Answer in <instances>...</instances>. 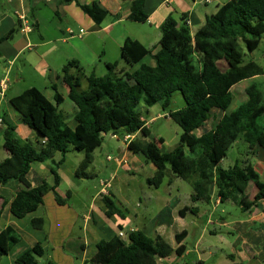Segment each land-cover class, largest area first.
Returning a JSON list of instances; mask_svg holds the SVG:
<instances>
[{"label": "trees", "instance_id": "obj_1", "mask_svg": "<svg viewBox=\"0 0 264 264\" xmlns=\"http://www.w3.org/2000/svg\"><path fill=\"white\" fill-rule=\"evenodd\" d=\"M130 2L129 19L136 23L147 22L146 0H122ZM75 2L96 24L101 25L107 11L97 2L81 5L77 0H62L63 4ZM13 32L6 35L8 40ZM264 38V0H231L221 5L217 12L208 17L194 34L185 22L180 25L169 16L161 26L160 49L153 55L155 67L143 64L131 76V81L123 77L117 64H107L108 74L98 77L94 73L87 76L88 87L81 89L80 79L70 74L74 62L63 69V81L68 89V98L76 107L77 126L71 129L64 120L59 106L62 96L55 86V104L51 103L37 88H30L11 99L12 107L20 114L21 121L40 137L37 145L21 144L15 139V128L6 124L3 131V147L9 157L0 162V186L15 182L23 187L16 193L11 203V213L18 219L26 218L44 203L45 196L54 192L59 205L67 199L56 193L60 184L58 168L65 162L71 146L84 152L76 176L91 179L89 172L93 164V153L103 144L107 134L125 136L139 134L128 143L134 154L144 156L152 163L156 173L147 183L158 189L164 180L173 176L191 185L193 203L209 204L214 187L215 199L221 203L232 202L242 206L246 188L253 183L256 193L251 206L264 200V182L246 160L243 166L236 163L229 169L220 166L228 150L240 139L250 149L264 150V88L252 82L245 90L246 100L230 114H225L200 137L194 132L212 118V111L226 112L234 99L232 89L238 84L264 75V67L255 61H244L245 49L256 51ZM152 55V50L139 41L128 37L121 46L122 60L134 66ZM179 92L185 106L170 111V119L182 129L180 144L170 152H163V139L150 141L151 132L142 119L140 106L161 105L164 111L170 109L174 93ZM62 158L54 159L56 154ZM50 161L54 185L43 182L32 187L27 175L32 165ZM70 193L67 194V198ZM107 208L106 215H118L125 219L122 210L109 196H103ZM196 213L193 209H190ZM45 221L36 218L31 221L35 229H43ZM182 237L177 235L178 243ZM5 244L0 240L1 255L7 254L21 237L8 227L4 233ZM184 245L177 249L157 236L151 238L143 231L129 234L128 241L117 237L112 241L97 243L96 255L84 264H158V258L185 254ZM44 254L38 243L26 251L15 264H37Z\"/></svg>", "mask_w": 264, "mask_h": 264}, {"label": "crops", "instance_id": "obj_2", "mask_svg": "<svg viewBox=\"0 0 264 264\" xmlns=\"http://www.w3.org/2000/svg\"><path fill=\"white\" fill-rule=\"evenodd\" d=\"M61 1L0 0V81H8L5 97L0 98V118L3 122L0 124V151H2L0 162L10 156L3 147V131L6 124H11L15 128V139L21 144L31 143L36 146L41 140L35 131L22 123L20 114L10 103L12 98L35 87L51 103L55 104L53 89L55 86L64 103L68 98V89L64 84L62 72L71 62H74V65L70 68V74L79 78L81 86L84 84L86 89L88 87L86 77L92 73L98 77L106 76L109 71L107 64H117L119 71H124V79L130 82L133 73L143 64L155 67L156 62L153 55L160 49L161 26L169 16H172L180 25L186 22L191 33L194 34L204 25L208 17L217 12L221 5L231 0H211L209 3H206V0H146L145 12L149 18L145 23H136L129 19V1L77 0L81 5H91L97 2L107 11L108 14L99 27L75 2L63 4ZM25 25H28L30 29L24 31ZM81 30H83V34H81ZM10 32H13V36L4 41L3 38ZM128 37L152 50V55L146 56L137 65L128 66L121 57V46ZM262 58L264 61V55ZM261 66L264 67V65ZM99 69H101V73ZM30 71L34 75H28L27 73ZM257 78L259 77L254 79ZM27 82L30 85L21 87L22 83ZM239 85L241 83L235 87ZM233 104H236L235 99L228 110L223 112V115L230 114L235 110ZM145 122L148 126V122L146 120ZM76 126L75 120V124L69 127L75 129ZM203 127L197 129L194 134L200 137L212 129L198 134ZM111 136L113 139L122 138L128 152H131L128 149V143L140 137L139 134L133 135L126 142V135L124 136L122 132L116 136L111 134ZM254 152L251 162L258 164L259 168L250 163L260 180L264 182V150L256 148ZM56 156L57 154L54 157L55 160H57ZM114 161L119 168H114L113 174H116L119 169L132 173L143 169L128 168L124 157L116 158ZM35 167L36 164H33L27 175L31 186L42 185L46 172H50L52 176L47 183L53 186L54 176L51 164L44 163L40 168ZM148 169L152 174L149 178H152L157 169ZM76 170L77 168L75 177L78 179ZM89 172L96 176L90 169ZM58 173L60 184L56 188V193L61 198L67 199L66 204L59 205L54 192H50L45 196L44 203L24 219H18L11 213L12 200L23 186L15 182L0 186V240L2 244H5L4 233L8 227L14 229L21 237V241L5 254L12 256V264H15L16 259L38 243L44 249V254L40 259L47 264H84L96 255L99 241H112L118 237L120 231L124 233L121 239L128 241L129 234L136 230L143 231L151 238L157 236L164 238L174 250L181 245L185 246V254L178 256L173 253L170 257L158 258V264H181V260L191 254L187 245L188 240L191 239H193L194 250L197 253L196 263L205 264L206 250L208 247H213L209 244V236H220V244L224 247H219V250L229 252L219 264H264V200L256 206H251L256 193L252 184L248 186L250 189L249 198L245 194L242 206L237 209L241 211V216L234 219H226L223 216L215 217V213L223 203L213 197L215 195L214 187L211 190L212 200L209 204L193 203L192 193L188 194L187 200L184 202L174 196L172 186L175 178L173 176L166 178L155 192H150L146 206L149 207L153 202H157L161 208L151 218L145 217L137 210L142 207V199H140V204L136 203L132 207L129 200L125 202L116 200L113 193L107 191L106 196L112 198L118 208L123 211L125 219H122L118 215L112 217L106 215L107 208L103 203V195H101V182H99L100 190L90 203H85L81 209L74 208L70 205V200L74 197L72 190L67 189L65 193L61 190L64 185L69 188L67 181L72 183V180L68 177L65 168H58ZM113 174L111 181L114 178ZM164 185L167 187L162 193L160 191ZM68 193H70L69 198H67ZM247 199L248 202L245 201ZM130 207L133 212H130ZM36 218L44 219L43 229L32 227L31 221ZM200 220H202V224H200ZM78 221L83 223V234L80 240L72 237L73 228ZM214 225L220 231L213 230L211 226ZM89 232L93 233L91 240ZM182 234H186L185 238L181 243H178L176 236L182 237ZM93 245H95V250L91 249ZM209 255L212 257L211 252Z\"/></svg>", "mask_w": 264, "mask_h": 264}, {"label": "rangeland", "instance_id": "obj_3", "mask_svg": "<svg viewBox=\"0 0 264 264\" xmlns=\"http://www.w3.org/2000/svg\"><path fill=\"white\" fill-rule=\"evenodd\" d=\"M263 53L264 38L260 44V47L253 53L245 49L244 61L247 62L252 60L261 65H264V61L262 58L264 55ZM99 72L101 73V69H99ZM27 74L34 75L31 71ZM252 82H258L261 87L264 88V75L260 76L257 79L244 81L241 83V85L233 89L234 99L236 103L233 104V108L235 107L234 109L238 107L236 105H239L242 101L246 99L245 90ZM27 85L30 84L28 82L22 83L21 87H26ZM81 89H86L84 87V84L81 86ZM184 106V99L179 92L174 93L172 105L167 111H164L161 105L159 104L153 107H148L142 103V105L140 106L139 110L142 113L144 121L146 120L148 122V127L151 132L149 138L147 139L150 141H158L159 139H163L164 143L160 145L161 150L163 152H170L180 144V136L182 134V129L170 119L169 112L176 111L178 109L183 108ZM59 110L63 114L64 120L68 124V126H72L73 124H75V114L77 109L74 103L69 98L65 99V102L60 106ZM222 115V111H213L212 118L198 132V134H201L202 132L211 129L222 117ZM1 152L2 151H0V159L2 156ZM249 153V145L243 139H240L228 150L227 155L220 163V166L223 169H229L233 167L236 163H238L240 166H243L247 159H249V162H251L252 158L254 157L255 152L250 155ZM108 156H111V161H108ZM93 157L94 161L92 166L90 167V171L95 173L96 176L91 179H77L75 177V169L78 168L80 162L84 158V152L77 151L72 146L65 157L64 164L60 166V168H65L68 177L72 180V183L67 181V186L69 188H67L65 185L61 188L63 193H65L67 189H71L74 193V197L70 200V205H72L74 208L81 209L84 207L85 203H90L91 199L95 197V195L100 190L99 182L103 180L104 182L110 181V188L112 189H109L108 191H111L113 193L114 197L117 198L116 200H121L123 202L129 200L132 207H134L136 203L140 204V199H142V207L137 210L141 212V214H144L145 217L151 218L160 211V204H158L157 202H153L152 205L149 207L146 206V203L149 201L150 192H155L156 190V188L150 186L147 183L148 178L152 175L150 174V170L148 168H155V166L152 163L147 162L144 156L128 152L122 138L113 139L111 134L104 136L102 146L96 149L93 154ZM121 157H124V159H126L128 168L143 169L138 170V172L136 173L127 172L119 169L116 171V174H113L114 168H119L117 167V163L114 160L116 158ZM61 158L62 156L60 154H57L56 161H59ZM44 163L51 164L50 161L35 163V168H40V166H43ZM251 163H253L256 168H259L258 164H255L254 162ZM112 174L114 175L113 181L110 180ZM51 178L52 176L50 172H46L43 176V180H45V182H49ZM251 184L253 185V183ZM166 187L167 185H164L160 192L163 193ZM172 190L173 195L182 199L183 202L187 200L189 193H193L191 185L179 178H175ZM249 194L250 189L246 188V195L248 198ZM245 201L248 202V199ZM132 207H130V212H133ZM237 209H239V207L235 206L232 202H227L220 205L217 212L215 213V211H213V213H215V217L223 216L226 219H234L241 216V211ZM223 211L225 213H222ZM200 221V224H202V220ZM82 227L83 223L81 221H78L76 226L73 228L74 233L72 237L74 239H82ZM211 227L213 228V230L217 229L218 231H220L219 228L215 225ZM89 235L91 240L93 237V233L89 232ZM220 240V236L208 237L209 244L213 247H208L206 250L207 254L205 257V264H219L225 258L226 253H229L219 250V247H224L221 246ZM187 245L191 251V254L189 256H186L185 259L181 260V264H197V253L194 250L193 239L188 240ZM91 249L95 250V245L91 246ZM210 252L212 253V257L211 255H209ZM12 261V256L10 257L9 255H1L0 253V264H12ZM37 264L47 263L41 259H38Z\"/></svg>", "mask_w": 264, "mask_h": 264}, {"label": "built area", "instance_id": "obj_4", "mask_svg": "<svg viewBox=\"0 0 264 264\" xmlns=\"http://www.w3.org/2000/svg\"><path fill=\"white\" fill-rule=\"evenodd\" d=\"M210 1L211 0H206V3H209ZM29 29L30 28L28 27V25H25L23 27L24 31H27ZM81 34H83V30H81ZM7 89H8V81L7 80L0 81V98H4L5 97V93H6ZM2 123H3L2 119L0 118V124H2ZM130 138H131L130 135L126 136L125 137V141L127 142L128 140H130ZM107 159H108V161L112 160L111 156H108ZM101 186H102L101 195L106 196L107 195V191L110 188V181H107V182L101 181ZM123 236H124V233L122 231H120L119 234H118V237L119 238H123Z\"/></svg>", "mask_w": 264, "mask_h": 264}]
</instances>
